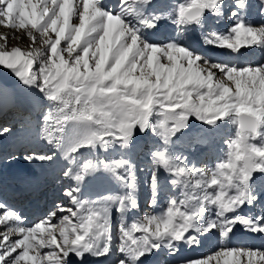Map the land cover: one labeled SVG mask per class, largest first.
<instances>
[{"label":"snow or ice","instance_id":"1","mask_svg":"<svg viewBox=\"0 0 264 264\" xmlns=\"http://www.w3.org/2000/svg\"><path fill=\"white\" fill-rule=\"evenodd\" d=\"M0 27V264H264V0H0Z\"/></svg>","mask_w":264,"mask_h":264},{"label":"rangeland","instance_id":"2","mask_svg":"<svg viewBox=\"0 0 264 264\" xmlns=\"http://www.w3.org/2000/svg\"><path fill=\"white\" fill-rule=\"evenodd\" d=\"M4 32H7L10 36L12 35V32L10 29L0 27V33H4ZM22 45H24V39H21L19 41H16V40H10L9 41L10 47L11 46H22ZM8 117L9 118L11 117V110H9V112H8ZM232 131H233L232 128L229 127L228 134L231 135ZM221 146H222L221 144H219V143L217 144V148H221ZM204 162L207 163L208 165H211L214 162V159L212 157L209 159V156H207L206 159L204 160ZM144 175H146V173ZM144 193L147 196V198H149V193L147 192L146 188H144Z\"/></svg>","mask_w":264,"mask_h":264},{"label":"bare ground","instance_id":"3","mask_svg":"<svg viewBox=\"0 0 264 264\" xmlns=\"http://www.w3.org/2000/svg\"><path fill=\"white\" fill-rule=\"evenodd\" d=\"M212 56H213L214 59H216V58L225 59V58H226V57H217L215 53H213ZM259 59H260L259 56H255L254 62L257 61V60H259ZM233 63H236L237 65H242V60H240V61H236V62H233ZM243 64H244V63H243ZM204 152L206 153V155H204V156L202 157L203 160L206 158L207 155H211V156L215 157V159H216V158L218 157V155L221 154V153L219 152V149L216 150L215 148H214L212 151H208V149H204ZM220 160H221V159H220ZM214 163H215V162H214ZM214 163H213V164H214ZM0 174H1V173H0ZM140 194H141V193H140ZM141 195H142V194H141ZM34 211H35V210L33 209V211L30 213L31 215H29V216H32V215L34 214ZM114 218H115V221L118 222V218H117L116 216H114ZM0 227H2V226H0ZM242 240H244V239H242ZM259 244H260V243H257V244H255V245L259 246ZM189 255H197V253H189Z\"/></svg>","mask_w":264,"mask_h":264}]
</instances>
